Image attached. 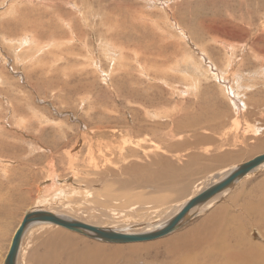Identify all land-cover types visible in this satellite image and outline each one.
Here are the masks:
<instances>
[{
    "label": "rangeland",
    "instance_id": "374dc122",
    "mask_svg": "<svg viewBox=\"0 0 264 264\" xmlns=\"http://www.w3.org/2000/svg\"><path fill=\"white\" fill-rule=\"evenodd\" d=\"M210 121L220 142L176 147ZM262 152L264 0H0V264L28 210L138 231ZM77 246L85 264H264V166L164 238L39 225L18 264Z\"/></svg>",
    "mask_w": 264,
    "mask_h": 264
},
{
    "label": "water",
    "instance_id": "95a60500",
    "mask_svg": "<svg viewBox=\"0 0 264 264\" xmlns=\"http://www.w3.org/2000/svg\"><path fill=\"white\" fill-rule=\"evenodd\" d=\"M264 165V153L254 157L253 159L236 166L224 179L218 181L213 186H210L205 192L197 196L192 202L187 203L185 207L170 221L169 224L162 226L164 223L157 224L152 231L132 234L131 232L138 227H133L130 230L117 231L113 228H96L83 224L76 219L55 213L49 209L33 208L24 213L19 225L17 226L8 248L5 264H16L18 247L26 232L35 226L50 225L59 227L66 231L72 232L83 238L112 245H125L142 242L155 241L164 238L175 231L181 229L190 223L195 217V213L185 215V213L194 206L201 205L210 200L220 192L231 188L246 175ZM156 225V226H157ZM140 227V226H139ZM152 228V227H151ZM149 228L148 230H151ZM142 230V229H139Z\"/></svg>",
    "mask_w": 264,
    "mask_h": 264
},
{
    "label": "bare ground",
    "instance_id": "6f19581e",
    "mask_svg": "<svg viewBox=\"0 0 264 264\" xmlns=\"http://www.w3.org/2000/svg\"><path fill=\"white\" fill-rule=\"evenodd\" d=\"M237 103H238V101H237ZM242 105V104H241ZM264 152H262V153H260V154H257L256 156H258V155H261V154H263ZM256 156H254V157H256ZM253 157V158H254ZM253 158H251V159H253ZM251 159H249V160H251ZM249 160H247V161H249ZM247 161H245V162H247ZM242 163H244V162H242ZM242 163H240V164H242ZM238 166V165H237ZM264 166V165H263ZM263 166H261V167H258L257 169H255L254 171H252L251 173H253V172H256V171H258L260 168H262ZM236 167V166H235ZM234 167V168H235ZM234 168H232L231 170H229L228 171V173H226L224 176H222V177H220V178H218V179H216L215 181H213V182H211L204 190H198V192L200 191V193L199 194H197L196 196H194L193 198H191V199H189L188 201H186L180 208L179 207H176L175 209H171L170 210V214H166V215H164L165 214V212H162V211H160V210H158V209H156V210H154L153 212H149L150 214H149V216H148V213H145V214H147V216L148 217H146L143 221H142V224H145V223H147L148 222V220L151 222L153 219H151V218H157V217H159V216H163L160 220H157V221H152L153 222V225H151V226H140V227H142V230H134V231H132L131 233L132 234H138V233H141V232H148V231H152V230H154L156 227V230L157 229H159L160 227H162V226H165L166 224H169L170 223V221L173 219V217H175L184 207H185V205L187 204V203H190V202H192L197 196H199V195H201L203 192H205L210 186H213L215 183H217L218 181H220V180H222V179H224ZM250 174V173H249ZM248 174V175H249ZM245 177H247V175L245 176ZM244 177V178H245ZM243 178V179H244ZM240 182H241V180H240ZM234 186H232L231 188H228V189H226V190H224V191H222V192H220L219 194H217V195H215L214 197H212L210 200H208V201H206L205 203H203V204H201V205H197V206H194L193 208H191V209H189L186 213H185V215L187 216V215H189V214H191V213H195L196 215H198L199 213H201V211H202V209H207V208H209L217 199H218V197L220 198V197H222V195H224L226 192H228V191H230L232 188H233ZM115 189V187H110L109 189H108V193H111V191H113ZM196 194V193H195ZM183 202V201H182ZM92 208V210H94V207H91ZM63 211H65V210H63ZM54 212V211H53ZM66 212V211H65ZM69 212V211H68ZM91 212V211H90ZM58 214H60V213H58ZM61 215H64V216H68V217H71L72 219H76L77 221H79V222H81V223H83V224H86V225H88V226H92V227H98V228H113L114 226L113 225H107V226H102V225H95V224H102V223H100V222H95V221H93V219L91 218V217H87L88 219H85V218H83L82 220H78L77 218H75V217H73V216H71V215H69V214H61ZM73 215V214H72ZM75 215V214H74ZM77 215V214H76ZM77 217V216H76ZM79 217H81V216H79ZM164 220H166L165 222H163ZM113 222H115V223H117V222H120V221H113ZM122 222H124V221H122ZM164 223L162 226H160L159 228H158V225L157 224H160V223ZM124 224H126V223H124ZM123 224V225H124ZM131 225V224H130ZM139 225V224H138ZM157 225V226H156ZM120 226V225H119ZM118 227V226H117ZM152 227V228H151ZM146 228V229H145ZM149 228H151V230H148ZM118 229V228H117ZM121 229V228H120ZM122 230H124V229H122ZM169 236V235H168ZM22 240H23V238H22ZM22 240H21V242H22ZM21 242H20V246L18 247V254H17V258H16V264H18V261H19V255H20V248H21ZM151 242V241H150ZM153 242V241H152ZM102 244V243H101ZM134 244H140V243H134ZM171 245H176L177 243L175 242V241H172L171 243H170ZM10 246V245H9ZM5 257H6V255H5ZM5 257H4V259H3V261H2V264H5L4 262H5Z\"/></svg>",
    "mask_w": 264,
    "mask_h": 264
},
{
    "label": "crops",
    "instance_id": "0c3cea01",
    "mask_svg": "<svg viewBox=\"0 0 264 264\" xmlns=\"http://www.w3.org/2000/svg\"><path fill=\"white\" fill-rule=\"evenodd\" d=\"M208 124H205L204 127H210L212 126V129L209 130L206 134H195L191 132L190 135H187V132L190 131L193 127L190 125V127L186 128V136L185 138L181 137L182 140H179L175 143L176 147L178 146H197V145H204L207 143V145H214L215 143H218V133H216V126L215 123L210 121L206 122ZM60 232V230H59ZM94 250V249H93ZM91 251L90 246H85L83 249L79 248V246L75 247L73 250L70 251V255L75 258L76 264H85L86 262V253ZM46 256L50 260H53L55 264H72L71 261L67 258H65L62 253L58 251H54L51 247H45V251L41 253L39 256L38 261L42 259V257ZM59 259V260H58ZM63 261V263L61 262ZM32 264H34V261H32Z\"/></svg>",
    "mask_w": 264,
    "mask_h": 264
}]
</instances>
